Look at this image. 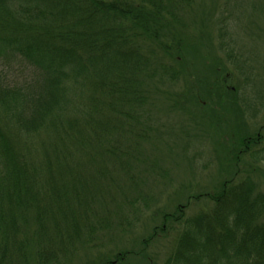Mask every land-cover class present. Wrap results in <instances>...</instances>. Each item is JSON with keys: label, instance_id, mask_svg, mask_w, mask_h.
<instances>
[{"label": "trees", "instance_id": "16d2710c", "mask_svg": "<svg viewBox=\"0 0 264 264\" xmlns=\"http://www.w3.org/2000/svg\"><path fill=\"white\" fill-rule=\"evenodd\" d=\"M193 1L0 0V62L31 68L18 82L0 67V264H122L133 250L88 255L154 218L127 245L142 252L178 228L162 264H264V195L248 177L188 197L205 201L191 216L176 201L151 213L155 197L143 194L142 168L158 161L144 87L155 73L131 33L155 31L141 10L161 27ZM258 137L240 153L264 160Z\"/></svg>", "mask_w": 264, "mask_h": 264}, {"label": "rangeland", "instance_id": "374dc122", "mask_svg": "<svg viewBox=\"0 0 264 264\" xmlns=\"http://www.w3.org/2000/svg\"><path fill=\"white\" fill-rule=\"evenodd\" d=\"M141 12L140 21L155 30L132 32L130 41V50L155 73L144 86L153 92L152 149L158 159L154 163L148 150L151 159L142 168L147 179L143 194L155 197L150 212L171 210L168 206L176 201L190 204L185 211L191 216L205 207L203 199L195 202L194 197L232 177H248L264 195V160L240 153L241 140L249 134L263 142L254 149L264 147V0H194L181 9L178 21L161 27L157 18ZM132 17L138 22L135 13ZM0 67L11 81L31 74L19 59L0 62ZM159 223V218L147 219L135 230L115 231L113 240L104 241L88 258L100 254L112 259L118 250L128 249L135 254L122 264H162L178 228L171 236H158L142 252L137 244L127 245Z\"/></svg>", "mask_w": 264, "mask_h": 264}]
</instances>
